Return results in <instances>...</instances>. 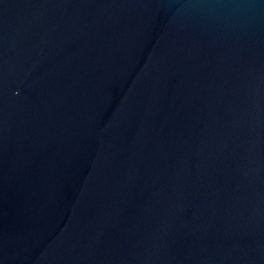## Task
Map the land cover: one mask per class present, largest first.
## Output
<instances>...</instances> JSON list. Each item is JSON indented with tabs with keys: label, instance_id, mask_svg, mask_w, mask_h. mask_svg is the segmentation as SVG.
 <instances>
[{
	"label": "water",
	"instance_id": "95a60500",
	"mask_svg": "<svg viewBox=\"0 0 264 264\" xmlns=\"http://www.w3.org/2000/svg\"><path fill=\"white\" fill-rule=\"evenodd\" d=\"M0 264H264V0H0Z\"/></svg>",
	"mask_w": 264,
	"mask_h": 264
}]
</instances>
